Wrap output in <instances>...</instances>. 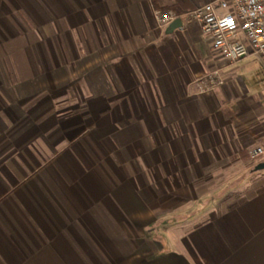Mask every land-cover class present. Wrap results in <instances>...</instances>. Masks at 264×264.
Returning a JSON list of instances; mask_svg holds the SVG:
<instances>
[{
    "label": "crops",
    "instance_id": "1",
    "mask_svg": "<svg viewBox=\"0 0 264 264\" xmlns=\"http://www.w3.org/2000/svg\"><path fill=\"white\" fill-rule=\"evenodd\" d=\"M222 1L0 0V264H264V97L155 18Z\"/></svg>",
    "mask_w": 264,
    "mask_h": 264
},
{
    "label": "built area",
    "instance_id": "2",
    "mask_svg": "<svg viewBox=\"0 0 264 264\" xmlns=\"http://www.w3.org/2000/svg\"><path fill=\"white\" fill-rule=\"evenodd\" d=\"M227 1L231 3V8L224 15L219 14L216 4L208 3L183 15L175 11H156L155 18L161 28L178 19L194 21L210 37L213 49L230 64L254 56L264 65V0H223L220 5L225 6ZM223 84L218 70L198 83L202 92ZM249 154L257 158L264 154V148L257 147Z\"/></svg>",
    "mask_w": 264,
    "mask_h": 264
},
{
    "label": "rangeland",
    "instance_id": "3",
    "mask_svg": "<svg viewBox=\"0 0 264 264\" xmlns=\"http://www.w3.org/2000/svg\"><path fill=\"white\" fill-rule=\"evenodd\" d=\"M217 70L221 72L224 81V84L222 86H219L218 89L225 86L226 82L223 77L225 73L227 78L229 80H233V82L236 83L239 89L246 90L247 93L257 97H264V65L259 58L251 56L238 63H229V67H227L226 71L223 74L220 69L212 70L196 81L197 86L199 87L198 83L202 78ZM209 91L207 90L204 92Z\"/></svg>",
    "mask_w": 264,
    "mask_h": 264
},
{
    "label": "water",
    "instance_id": "4",
    "mask_svg": "<svg viewBox=\"0 0 264 264\" xmlns=\"http://www.w3.org/2000/svg\"><path fill=\"white\" fill-rule=\"evenodd\" d=\"M183 26V21L181 19H178L176 21H174L173 23L170 24L169 28H168V33H173L175 30L181 28ZM264 169V164H259L256 167V171H261Z\"/></svg>",
    "mask_w": 264,
    "mask_h": 264
}]
</instances>
